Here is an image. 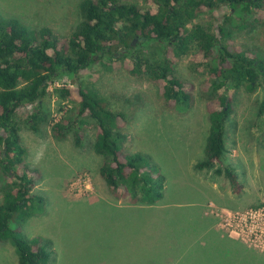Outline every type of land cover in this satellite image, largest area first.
Instances as JSON below:
<instances>
[{
    "label": "rangeland",
    "instance_id": "rangeland-1",
    "mask_svg": "<svg viewBox=\"0 0 264 264\" xmlns=\"http://www.w3.org/2000/svg\"><path fill=\"white\" fill-rule=\"evenodd\" d=\"M81 1L0 0V20H17L32 30L49 27L65 41L81 21ZM120 1L145 8L148 0ZM252 16H233L231 44L264 61V10ZM207 19V15H200L194 23ZM140 51L156 62L162 57L163 45L149 42L140 45ZM196 52L193 46L175 65L177 76L189 84L192 95L185 111L167 108L158 85L146 74L133 76L127 68L131 61L125 58L119 63L105 59L106 66H93L79 76L56 77L43 102L48 121L38 131L26 122L33 106L17 111L21 141L27 150L25 163L39 171L32 194L43 199V211L29 218L22 230L29 239L38 237L49 243L50 264H131L155 253L160 256L157 251L163 257L155 264H174L176 254L162 251L171 245L167 243L171 230L174 235L186 229L188 242L203 226H209L212 239L217 235L226 240L230 233L221 220L227 211L245 213L263 208L264 73H260L255 90L242 84L231 91L233 112L225 126L227 152L223 162L238 177L241 193L235 194L224 176L196 169L205 158L210 128L208 104L218 99L207 84L208 72L198 68ZM77 84L96 91L113 112L124 115L121 132L126 138L122 150L150 157L164 176V199L154 208L144 206L140 213L137 208L130 209L135 206L127 201L110 195L100 176L102 158L94 151V122L88 115L74 118L76 104L61 100L57 92L62 88L75 91ZM69 117L73 124L60 140L53 126ZM78 133L81 147L76 145ZM6 181L0 169V204ZM238 241L252 254L264 257L263 251ZM0 264H18L13 241L0 243Z\"/></svg>",
    "mask_w": 264,
    "mask_h": 264
},
{
    "label": "trees",
    "instance_id": "trees-1",
    "mask_svg": "<svg viewBox=\"0 0 264 264\" xmlns=\"http://www.w3.org/2000/svg\"><path fill=\"white\" fill-rule=\"evenodd\" d=\"M78 8L81 21L65 41L49 27L32 30L17 20H0V169L7 179L0 204V243L14 242L18 264H50L52 253L47 241L29 239L22 230L29 218L43 211V199L32 194L39 171L25 163L27 150L21 141L17 111L33 106L26 122L38 131L48 121L43 102L55 78L79 76L93 66L105 65V59L110 63L129 59V72L148 75L158 85L167 108L185 111L192 95L189 84L177 76L175 65L194 46L198 68L208 72L207 84L218 94L217 101L208 104L205 158L196 169L213 170L228 179L233 193H241L234 169L223 162L225 126L233 112L231 91L242 84L255 90L260 73H264V61L247 50H237L231 44L229 26L233 16L262 14L264 0H148L145 8L120 0H82ZM200 15H207V21L195 24ZM134 40L139 43L133 44ZM149 42L163 45L159 61L147 59L140 51V45ZM57 92L61 100L76 104L74 118L88 115L94 122V151L102 158L100 176L110 195L127 201L135 206L130 209L137 208L140 213L144 206L160 204L165 178L156 164L144 154L122 150L124 115L113 112L99 93L78 84L75 91L62 88ZM72 124L70 117L62 119L53 126L54 135L65 139ZM76 145L82 146L79 133ZM202 228L188 242L186 229L174 235L170 229L167 243L171 245L162 251L176 254L174 264H264L262 255L252 254L230 239L217 235L212 239L210 227ZM157 253L160 256H142L144 260L135 259L131 264H155L163 257L161 251Z\"/></svg>",
    "mask_w": 264,
    "mask_h": 264
},
{
    "label": "built area",
    "instance_id": "built-area-1",
    "mask_svg": "<svg viewBox=\"0 0 264 264\" xmlns=\"http://www.w3.org/2000/svg\"><path fill=\"white\" fill-rule=\"evenodd\" d=\"M226 214V218H222L221 221L225 222L224 226L229 231V236L246 244L250 243L251 247L264 252V206L245 213L227 211Z\"/></svg>",
    "mask_w": 264,
    "mask_h": 264
},
{
    "label": "crops",
    "instance_id": "crops-1",
    "mask_svg": "<svg viewBox=\"0 0 264 264\" xmlns=\"http://www.w3.org/2000/svg\"><path fill=\"white\" fill-rule=\"evenodd\" d=\"M227 208H229V207H227ZM232 208V207H231ZM227 239H230V240H232V241H234V242H238V243H240L242 246H244L245 248H246V246L243 244V243H241L240 241H238L237 239H235V238H232V237H227ZM226 239V240H227ZM203 244H205L204 242H203ZM248 249V248H247ZM250 250V249H249ZM257 255V254H256Z\"/></svg>",
    "mask_w": 264,
    "mask_h": 264
},
{
    "label": "water",
    "instance_id": "water-1",
    "mask_svg": "<svg viewBox=\"0 0 264 264\" xmlns=\"http://www.w3.org/2000/svg\"><path fill=\"white\" fill-rule=\"evenodd\" d=\"M137 42V40H134V43L133 44H135Z\"/></svg>",
    "mask_w": 264,
    "mask_h": 264
}]
</instances>
